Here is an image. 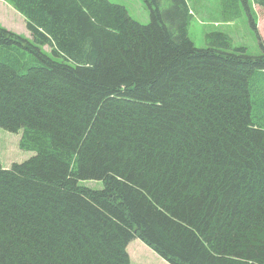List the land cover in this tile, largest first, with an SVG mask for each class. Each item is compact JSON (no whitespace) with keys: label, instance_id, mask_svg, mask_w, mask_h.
<instances>
[{"label":"trees","instance_id":"1","mask_svg":"<svg viewBox=\"0 0 264 264\" xmlns=\"http://www.w3.org/2000/svg\"><path fill=\"white\" fill-rule=\"evenodd\" d=\"M9 1L31 39L0 27V128L35 155L0 166V264H130L135 239L168 264H264L255 25L251 56L219 32L195 47L186 0H143L145 25L108 0Z\"/></svg>","mask_w":264,"mask_h":264},{"label":"rangeland","instance_id":"2","mask_svg":"<svg viewBox=\"0 0 264 264\" xmlns=\"http://www.w3.org/2000/svg\"><path fill=\"white\" fill-rule=\"evenodd\" d=\"M111 3L126 8L129 16L141 24L150 21L149 11L143 0H108ZM161 10L166 9L169 0H160ZM1 2V1H0ZM187 10L190 16L188 24V36L197 48H206L209 37L212 33H222L232 48L244 47L246 53L251 56L259 55L257 34L264 42V8L248 1L249 11L247 12L242 3L236 0H186ZM6 14L0 12V18ZM251 23L255 25L256 32L252 29ZM19 35L24 37L18 26ZM14 32V31H13ZM27 37V36H26ZM46 53L50 48L42 47ZM19 54H17L18 56ZM25 58L31 59L24 54ZM254 89L259 90V101L264 102V75H257L254 78ZM264 109V105H263ZM22 132L17 134L9 133L0 128V166L9 168L13 163H21L33 155L34 151H24L20 148ZM81 186L91 189H101L102 183L97 181L80 182ZM130 264H168L161 259L154 251L141 243L139 240H132L127 246Z\"/></svg>","mask_w":264,"mask_h":264},{"label":"crops","instance_id":"3","mask_svg":"<svg viewBox=\"0 0 264 264\" xmlns=\"http://www.w3.org/2000/svg\"><path fill=\"white\" fill-rule=\"evenodd\" d=\"M0 1H1L0 2V12H4L6 14L4 18H0V27L8 31H11V32L14 31V33L19 35L20 34L18 31L19 29L18 26H19L20 30H22L21 32H23V34L25 32L24 38L30 40L31 39L30 33L28 32L27 27H26L27 20L24 17V15L18 12L14 8V6L10 3L9 0H0Z\"/></svg>","mask_w":264,"mask_h":264}]
</instances>
